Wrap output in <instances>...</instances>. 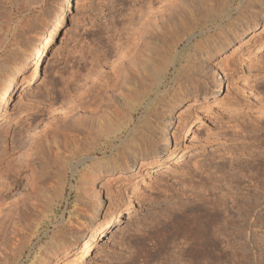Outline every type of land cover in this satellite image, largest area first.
I'll use <instances>...</instances> for the list:
<instances>
[{"label":"rangeland","instance_id":"obj_1","mask_svg":"<svg viewBox=\"0 0 264 264\" xmlns=\"http://www.w3.org/2000/svg\"><path fill=\"white\" fill-rule=\"evenodd\" d=\"M60 1L0 0V59L31 47ZM226 1L70 0L39 75L19 80L0 110V264H41L52 236L81 224L77 246L51 254L47 264H203L183 222L197 210H218L225 223L209 230L217 248L208 264H264V232L253 230L264 226V207L238 216L243 208L228 196L245 200L246 191L258 192L244 188L246 176L238 190L228 184L238 165H248L247 176L258 172L264 187V172L254 168L264 157V49L251 51L264 24L211 62L223 81L216 93V76L201 78L200 64L187 57L201 37L216 36L218 23L209 20ZM145 57L166 66L157 87H150V72H139ZM188 80L208 89L176 108L162 150L95 172L94 160L126 152L132 130L134 145L153 140L147 126L158 116L150 107L176 81ZM134 99L142 102L131 109ZM107 120L122 127L117 137H106ZM97 198L100 213L113 217L81 255ZM235 224L245 225L240 235Z\"/></svg>","mask_w":264,"mask_h":264},{"label":"bare ground","instance_id":"obj_2","mask_svg":"<svg viewBox=\"0 0 264 264\" xmlns=\"http://www.w3.org/2000/svg\"><path fill=\"white\" fill-rule=\"evenodd\" d=\"M235 1L236 0H227L225 5L226 7L223 9L222 12L218 14L219 16L217 18H212L209 20L210 23L211 22L218 23L215 28L217 30L216 36H212L209 34L204 38L201 37V39L196 44L193 45L192 51L189 54H187V57L193 58L194 61L196 60L197 63L200 64V66L197 67L198 68V70L196 71L197 75H199L201 78L204 79L206 78L209 79L212 73L214 74L213 78L216 76V79H213L211 82V86L212 87L216 86V89L211 90L210 93H216L218 90L222 88L223 85L220 72L213 70V66L211 65V62L212 63L215 62L217 57L221 55L223 52L233 49L237 44L243 43L245 38L249 34H252L253 32H255V30H257L259 27L263 26L264 24V0H241V2L237 3L236 6L234 7L233 5ZM69 2L70 0H61L59 2L58 8L54 12V14H52L53 17L51 22L46 23L45 27H43V29L39 32L35 43L31 47L23 49L22 51H20V54L18 55H16L17 54L16 53L15 54L16 56H14V58L12 59H8V58H7L8 60L0 59L1 60L0 68L1 70L4 69V72L0 76V110L1 107L4 106L11 98L19 80L32 81L36 79L37 76L39 75L40 62L41 60H43V57L46 54L48 45L52 40L55 31L58 29V27L61 25L62 20L64 19L65 7L69 4ZM234 8L237 10V15H235V17L231 13ZM223 16H226V18L223 19ZM199 35L202 36L203 32L201 31ZM3 38L4 37H2V39ZM261 49H264V35H262L261 37L257 38L254 41L253 46L251 48L252 54L253 55L258 54ZM31 60H34L33 68L29 73H27L28 75H26L25 71L27 67L31 64ZM154 61H152V59L149 57H145L143 62L138 63L140 69V71L139 70L138 71L140 73L141 71L143 72V74L144 72H148V73L150 72V74L152 75L153 78L152 86H150L152 88L157 87L159 86L160 83H162V75L165 71L164 69H166L165 68L166 66L164 67L163 65L164 67L163 69L161 66H158V64H155L156 62ZM140 73H137V75H140ZM133 82L135 83V81ZM147 84L148 83H146V85ZM207 85H208L207 83L192 81V80L183 81V82L176 81L174 85L170 87L169 90L162 92L161 97L158 98L159 100L157 99L158 101L156 100V102H154L149 109V111L152 112V114L155 113L158 116L157 124H155L154 127L150 126L149 124L147 126V130L150 133V135L153 136V140H150L144 143L143 145H139V144L134 145L133 141L135 137V131L132 130V132L129 134L130 136L129 142L131 144L128 146L126 152L125 153L123 152L124 153L123 154L122 152L119 151L118 154H115L114 157H110V158L102 157L100 159L94 160L92 166L95 169V172L98 173L101 171H106L112 167H128L129 164L133 165L138 159H143L146 158L147 156L154 157L160 150H162V148L165 145V142L168 140L166 129L169 126L168 124L172 119L174 115L173 113L176 110V108L181 104V102L186 97L188 96L196 97L199 94H204L205 91L208 89ZM145 96H147V92H145L144 96H142V98L140 99L144 100ZM142 100H136V99L131 100L129 103L130 108L133 109L136 106V104L141 103ZM107 121L109 122V124H112L110 123V120ZM107 126H108L107 127L108 129L106 131L107 138L110 137L111 135L117 137V134L119 133V131H121L122 128L119 127L118 125L115 126L113 124ZM126 127H127V123L125 128ZM256 162L257 164L254 168L257 170H262L264 172V157L259 156V159L256 160ZM248 168H249L248 165L247 166L238 165L232 168V173L228 172L229 173L228 177L231 178L228 184L231 185L232 183H234L233 185L237 190L240 188L239 185L241 184L240 182L241 180L240 181L238 180L240 176H246L248 178L249 183L245 185L244 188L248 190L250 187L255 186L257 187L256 189H258L257 193H248L249 191L243 193V195L248 196L247 198H245V200L237 198V192L232 193L230 195L228 194V196L231 197L232 202L235 203L236 208L237 207L238 209L240 207L243 208L244 212H242V214L239 212L240 213L239 215L236 214L238 216L241 215L249 216L256 209L262 210V207H264V187H261V185L257 182L259 176L258 172L252 174L251 176H247L246 172H250ZM254 178L255 181L253 180ZM218 206L219 205L217 204L216 206L214 205L211 208L215 210ZM100 209H101V200L97 198L96 202L93 204L92 213L89 215L90 220L88 224L90 225V233L88 239L82 245L81 255H83V253L88 251L92 243H94L98 239V237L102 235V233L106 229L107 222L112 219L111 217H113V214L111 213L110 215H102L100 213ZM192 213L194 214L191 215L189 214L190 216L186 215L183 221L185 223V226L187 225L186 226L187 227L186 229H188L187 231H189L187 232L189 235L188 234L186 235L189 236V238L192 241L191 243L194 244V248L196 249L194 256L198 258H203V260L205 261L202 263L208 264L209 262H211L209 259L210 257H208L210 255L209 253H211L210 251L212 250L214 251V249L217 248L216 244L210 241L213 235L209 234V230L216 225L218 230L221 229L220 228L221 226H219L218 224L220 223L221 225L222 223H224V221H222V217L219 215L221 212L218 213V210L217 212L214 211L211 213L210 211L203 212L200 210L199 212L197 210ZM214 223L216 224L214 225ZM253 225H256L255 220L253 223L247 225V228L250 229L252 228ZM80 226H82V224L77 225L76 229H72V231L66 232L64 236L62 235V237L52 236L51 240L47 242L46 246L44 247L46 249L45 255L40 256L41 264H47L49 256L53 253H57V252L65 253L74 249L79 243ZM234 227L235 228L233 229V231L236 235L237 234L240 235L243 232L242 230L245 229V225L243 224L242 225L235 224ZM253 230L264 232V226L262 225L259 227L253 226ZM210 235H212L211 238H209ZM215 255L217 256V254ZM80 257L81 256L79 255L78 258ZM195 257L194 260H196Z\"/></svg>","mask_w":264,"mask_h":264}]
</instances>
